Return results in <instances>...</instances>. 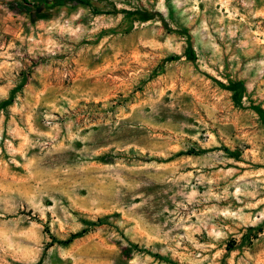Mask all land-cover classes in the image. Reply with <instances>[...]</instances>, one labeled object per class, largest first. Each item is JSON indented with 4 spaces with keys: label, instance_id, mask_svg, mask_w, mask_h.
<instances>
[{
    "label": "rangeland",
    "instance_id": "obj_1",
    "mask_svg": "<svg viewBox=\"0 0 264 264\" xmlns=\"http://www.w3.org/2000/svg\"><path fill=\"white\" fill-rule=\"evenodd\" d=\"M28 1L0 0V264H264V0Z\"/></svg>",
    "mask_w": 264,
    "mask_h": 264
},
{
    "label": "trees",
    "instance_id": "obj_2",
    "mask_svg": "<svg viewBox=\"0 0 264 264\" xmlns=\"http://www.w3.org/2000/svg\"><path fill=\"white\" fill-rule=\"evenodd\" d=\"M73 1L84 2L85 0H73ZM23 2H25L26 4H32V3H30L28 0H23ZM150 18H152V17L148 15V16L143 17V20H148V19H150ZM12 102H13V96H11L10 98L5 99L4 101H2V102L0 103V107H5V106L11 104ZM84 223H87L88 225L95 224L93 221L91 222V221L86 220V219L84 220ZM85 231H87V229H83V230L80 231V232L73 233L68 239H66V240H60L59 242H60V243H63V244H68L69 242H72L75 238H77V237L83 235V233H84Z\"/></svg>",
    "mask_w": 264,
    "mask_h": 264
}]
</instances>
